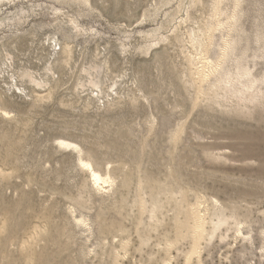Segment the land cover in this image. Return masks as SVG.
Segmentation results:
<instances>
[{
    "label": "rangeland",
    "instance_id": "374dc122",
    "mask_svg": "<svg viewBox=\"0 0 264 264\" xmlns=\"http://www.w3.org/2000/svg\"><path fill=\"white\" fill-rule=\"evenodd\" d=\"M114 262L264 264V0H0V264Z\"/></svg>",
    "mask_w": 264,
    "mask_h": 264
},
{
    "label": "bare ground",
    "instance_id": "6f19581e",
    "mask_svg": "<svg viewBox=\"0 0 264 264\" xmlns=\"http://www.w3.org/2000/svg\"><path fill=\"white\" fill-rule=\"evenodd\" d=\"M217 1H219V3H220V0H217ZM213 2H215V1H213ZM218 3V2H217ZM217 3H215V4H217ZM236 3V2H235ZM224 4V2L221 4V5H223ZM231 4V3H230ZM212 5V4H211ZM228 5V4H227ZM219 6H220V4L218 5L217 4V6H216V8L218 7L219 8ZM237 6V5H236ZM239 6V5H238ZM213 7V6H212ZM226 7V6H225ZM215 8V7H214ZM220 8H222V7H220ZM234 8V7H233ZM211 9V8H210ZM216 10V9H215ZM221 13H223V11H221V10H223V9H218ZM230 10V9H229ZM237 10V9H236ZM242 10V9H241ZM213 11V10H212ZM218 11V12H219ZM232 11V10H231ZM216 12V11H215ZM225 12V11H224ZM210 13V12H209ZM220 13V14H221ZM241 13V12H240ZM239 13V14H240ZM211 14V13H210ZM215 14V13H214ZM219 14V13H218ZM231 14V13H230ZM235 14V13H234ZM227 15H225L224 17H226ZM237 16V15H236ZM229 17V16H228ZM233 19L235 18V17H232ZM216 19V18H215ZM219 20V22H217V23H220V19H218ZM223 20V19H222ZM221 20V21H222ZM235 20V19H234ZM237 20H239L238 18H237ZM211 21H212V19H211ZM235 22H236V20H235ZM204 23V22H203ZM233 23V22H232ZM209 24H212L211 22L210 23H208V26L207 27H209ZM228 24L230 25V23L228 22ZM236 23H234V25H235ZM204 25H205V23L203 24V27H204ZM218 26V25H217ZM221 26V25H220ZM241 26V25H240ZM212 27V26H211ZM213 27H214V24H213ZM200 28V27H199ZM215 28H216V26H215ZM218 28V27H217ZM216 28V29H217ZM238 28V27H237ZM194 29V28H193ZM207 29V28H206ZM209 29V28H208ZM213 29V28H212ZM236 29V28H235ZM235 29H234V31H235ZM239 29V28H238ZM241 29V28H240ZM197 30V29H196ZM225 30H227V29H225ZM198 31V30H197ZM216 31V30H215ZM221 31V30H220ZM232 31V30H231ZM242 31V30H241ZM199 32V31H198ZM214 32V31H213ZM222 32V31H221ZM233 33V32H232ZM189 34H190V32H189ZM241 34V33H240ZM205 35V34H204ZM209 35V34H208ZM225 35V34H224ZM232 35V34H231ZM213 36V35H212ZM212 36H210L211 38H212ZM215 36V35H214ZM213 36V37H214ZM192 37V36H191ZM205 37H207V36H205ZM234 37V36H233ZM259 37V36H258ZM197 39V38H196ZM196 39H195V42H196ZM213 39V38H212ZM247 39V38H246ZM207 40V39H206ZM201 41V40H200ZM219 41V40H218ZM224 41V40H223ZM202 42H204L203 40H202ZM208 42V41H207ZM212 42V41H211ZM228 42V41H227ZM230 42V41H229ZM200 43V42H199ZM221 43V42H220ZM233 43V42H232ZM209 44H210V42H209ZM208 44V45H209ZM229 44V43H228ZM202 45V44H201ZM207 45V44H206ZM219 45V44H218ZM223 45V44H222ZM235 45V44H234ZM205 46V45H204ZM203 45H202V47H204ZM246 48H248V47H246ZM226 49V48H225ZM203 50V49H202ZM223 50V49H222ZM229 51V50H228ZM232 51V50H231ZM247 51V50H246ZM201 52V51H200ZM228 54V53H227ZM230 54H231V52H230ZM201 55V54H200ZM232 55H233V53H232ZM202 56V55H201ZM227 57V56H226ZM227 59V58H226ZM220 61V60H219ZM217 62V61H216ZM216 64V63H215ZM224 65V64H223ZM220 67V66H219ZM200 69V68H199ZM224 69V68H223ZM217 70V69H216ZM215 71V70H214ZM219 71V70H218ZM217 71V72H218ZM216 72V71H215ZM200 74V73H199ZM198 74V75H199ZM205 75V74H204ZM218 75V74H217ZM221 75V74H220ZM219 75V76H220ZM225 75V74H224ZM227 75V74H226ZM229 75V74H228ZM222 77V76H221ZM206 78V77H205ZM216 78H218V77H216ZM229 79H231V78H229ZM218 81H219V79H218ZM246 89V88H245ZM241 90V89H240ZM242 92V91H241ZM263 105V104H262ZM8 113V112H7ZM58 143L60 144V145H62L63 147H67V148H74L75 150H76V148H78L79 146V144H75L74 142H72V141H67V140H64V139H60L59 141H58ZM79 159V158H78ZM80 162H81V164L85 167V168H87L88 170H89V172H90V174L92 175V178H93V183H94V185H95V188L96 187H103L102 185H103V183L104 184H106V183H109V181H110V179H108V178H106V176L104 177V175L103 174H101L98 170H96L94 167H93V165H92V163L90 162V161H88V160H84V159H81L80 158ZM110 175V174H109ZM111 176V175H110ZM112 179V178H111ZM102 184V185H101ZM111 184V183H110ZM93 185V186H94ZM112 186H113V183H112ZM110 187V186H109ZM97 189V188H96ZM102 189V188H101ZM99 190V189H98ZM101 191V190H100ZM199 213V212H198ZM191 215H192V213H190ZM187 216H189V215H187ZM197 216V215H196ZM201 216V215H200ZM192 219V218H191ZM194 219V218H193ZM199 220L201 219V218H198ZM189 220V219H188ZM187 220V221H188ZM252 220V219H251ZM80 222H81V220H79ZM195 221H196V218H195ZM83 222V221H82ZM192 222L194 223V225H195V222H194V220H192ZM84 223H86V222H84ZM83 223V224H84ZM189 224V223H188ZM192 224V223H191ZM190 224V225H191ZM241 224V223H240ZM186 225V224H185ZM185 225H184V227H185ZM189 226V225H188ZM178 227H180L179 225H178ZM181 227H182V225H181ZM187 227V226H186ZM195 227H197L198 229L200 228V227H202V225L200 224V221H198L197 223H196V226ZM195 227H194V229H195ZM177 228V227H176ZM192 228V227H191ZM190 227H189V229H191ZM181 229V228H180ZM179 229V230H180ZM183 229V228H182ZM185 229V228H184ZM187 229H188V227H187ZM186 229V230H187ZM198 229L196 230L197 231V233H198ZM177 230H178V228H177ZM237 230H240L241 232H242V230H241V228L239 227V229H237ZM190 231V230H189ZM177 232V231H176ZM180 233H181V230L179 231ZM178 232V234H179V236H178V238L176 239V241L177 240H179L180 239V233ZM192 232V231H191ZM186 233H188V231H186ZM186 233H184L185 235H186ZM197 233H195V234H197ZM245 233V232H244ZM183 236H184V234H183V232L181 233ZM192 234V233H191ZM190 234V235H191ZM242 234V233H241ZM249 234V233H248ZM177 235V234H176ZM182 235H181V237H182ZM194 235V234H193ZM192 235V236H193ZM190 238H192L191 236H190ZM245 238H247V235H245ZM250 238V237H249ZM182 239V238H181ZM193 239V238H192ZM195 239V238H194ZM244 239V238H243ZM248 239V238H247ZM172 240H175V239H172ZM171 240V241H172ZM171 241H169V242H171ZM178 242V241H177ZM250 242V241H249ZM172 244H174V242L172 241ZM178 244V243H177ZM180 244V243H179ZM190 244V243H189ZM174 245H176V244H174ZM196 245V244H195ZM193 247V246H192ZM170 250V249H169ZM261 250V249H260ZM189 252V251H188ZM170 256V255H169ZM186 258V257H185ZM114 260V259H113ZM114 264H115V262H114Z\"/></svg>",
    "mask_w": 264,
    "mask_h": 264
}]
</instances>
